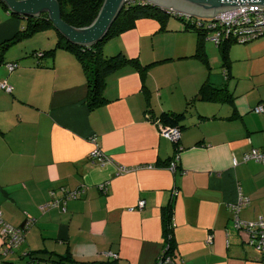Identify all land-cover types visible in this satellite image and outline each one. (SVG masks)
Segmentation results:
<instances>
[{
    "label": "crops",
    "instance_id": "obj_1",
    "mask_svg": "<svg viewBox=\"0 0 264 264\" xmlns=\"http://www.w3.org/2000/svg\"><path fill=\"white\" fill-rule=\"evenodd\" d=\"M23 22L0 4V81L12 86L0 90V213L12 226L32 219L14 253L1 254L0 233V264H23L20 255L36 250L155 264L168 245V207L175 264H264V252L231 225L240 198L248 200L240 220L264 216V165L242 159L251 148L264 153V41L232 42L225 56L208 41L197 50V32L179 18H138L104 44L105 55L133 62L105 76V100L93 105L73 52L33 54L60 35L6 43ZM204 84L231 98H204ZM165 112L183 114L177 140L162 132ZM94 148L109 161L94 162ZM74 189L75 198L50 204Z\"/></svg>",
    "mask_w": 264,
    "mask_h": 264
},
{
    "label": "trees",
    "instance_id": "obj_2",
    "mask_svg": "<svg viewBox=\"0 0 264 264\" xmlns=\"http://www.w3.org/2000/svg\"><path fill=\"white\" fill-rule=\"evenodd\" d=\"M60 5L61 18L68 24L74 27H84L89 25L94 18L96 17L99 8L102 5L103 0H57ZM0 4L7 9L6 5L0 0ZM165 12L160 6L147 1V0H134L133 2H127L118 16L115 18L106 34L101 40L90 45V46H80L76 45L65 38H63L58 32H56L60 37L63 38V41L57 40L49 47L44 48L39 51H34L35 57L40 58L43 54L48 53L52 54L55 49L62 48L73 52L76 57L81 61L87 75L88 81V100L91 104L97 105L104 102L105 98L102 95L103 84L105 81V76L116 69L118 66L126 63L133 62L132 59L125 57L122 54H115L112 56H107L103 53V47L106 41L112 36L130 29L133 27L135 21L141 17H156L164 18L167 16H173L183 20L190 28V30L196 31L198 35L197 39V50H202L204 45L203 33L191 28L193 24V19L198 18V16L181 14L179 12L168 10L165 8ZM15 17L22 19L23 26L22 28L14 34L6 43H13L22 38H30L33 35L39 34L42 30L46 28H53L50 21L48 20V15L46 13L41 14L39 17H23L20 14L11 13ZM200 18V17H199ZM204 18V17H201ZM232 43L231 40H225L218 47L221 49L222 53L226 56L227 48ZM0 50L2 47L0 46ZM1 60V59H0ZM38 64L41 61L37 60ZM137 64V61H135ZM2 63H0L1 65ZM206 84L201 88L202 96L206 99H217L221 101H226L231 98L230 92L226 88H215L210 87L205 88ZM183 114L181 113H163L160 117V121L169 127H178V123L182 120ZM167 215L165 216V225L163 228V234L166 238L167 249L166 254L170 252L173 245V235L172 227L167 223L171 207L167 208ZM20 246V245H19ZM18 246V247H19ZM15 248L12 253L17 249ZM2 254V253H1ZM10 254V253H9ZM21 260L24 263L35 264L39 261H50L55 264H117L114 260H102V261H76L67 256L62 255H53L50 253H45L40 250L30 251L25 255H20Z\"/></svg>",
    "mask_w": 264,
    "mask_h": 264
},
{
    "label": "built area",
    "instance_id": "obj_3",
    "mask_svg": "<svg viewBox=\"0 0 264 264\" xmlns=\"http://www.w3.org/2000/svg\"><path fill=\"white\" fill-rule=\"evenodd\" d=\"M162 9L169 13L165 8ZM168 10L175 11L172 8H168ZM179 13L182 14L183 12ZM193 21L191 28L202 32L204 41L211 42L214 45L219 46L227 39L232 42L248 43L264 35V5L263 7H257V5L240 6L218 12L213 17H198L193 19ZM14 66H16V63H9L6 65L8 69H12ZM0 90L10 93L12 91V86L5 81H0ZM254 109L255 112L262 111L261 106ZM162 132L171 140H177L180 135V131L177 127H163ZM89 156L94 162L101 165L109 161V159L104 156L98 148L92 149ZM242 159L244 161L255 160L264 165V153L256 148H251L245 152ZM236 163V159H233V164L235 165ZM170 167L173 169V164H171ZM99 188L104 192L106 190L104 184H101ZM79 191L80 189L64 190L62 200L55 199L50 204L58 205L61 201L65 202L66 200L75 198ZM54 194L55 191L50 192L51 196H54ZM247 203V199L240 198L236 204L231 206V212L233 213L231 218L232 228L235 229L237 233L244 231L246 237L243 238V241L247 245L253 246L264 252V216H259L254 221H242L238 217L240 207ZM142 204L143 202L140 201L138 206L141 207ZM47 205L48 204L41 205L39 208L43 210ZM0 224V233L3 243L2 255L5 256L12 253L13 250L23 242L25 234L32 224V219H26L20 226H12L1 218L0 213ZM211 241L212 236L209 235L207 237V243H211ZM113 256L116 257V255ZM155 264L175 263L168 253L166 254V252H162Z\"/></svg>",
    "mask_w": 264,
    "mask_h": 264
},
{
    "label": "water",
    "instance_id": "obj_4",
    "mask_svg": "<svg viewBox=\"0 0 264 264\" xmlns=\"http://www.w3.org/2000/svg\"><path fill=\"white\" fill-rule=\"evenodd\" d=\"M11 13L23 17H39L46 13L53 29L66 40L80 46H90L103 38L123 6L133 0H103L94 20L87 26L74 27L61 18L57 0H2ZM162 8L198 17H213L229 9L257 5L263 7L264 0H147Z\"/></svg>",
    "mask_w": 264,
    "mask_h": 264
},
{
    "label": "rangeland",
    "instance_id": "obj_5",
    "mask_svg": "<svg viewBox=\"0 0 264 264\" xmlns=\"http://www.w3.org/2000/svg\"><path fill=\"white\" fill-rule=\"evenodd\" d=\"M48 31H50V32H48ZM48 33H56L55 32V30L53 29V28H46V29H44V30H42L41 32H39V34L38 35H40V36H42V37H46L47 35H48ZM260 41H264V35L263 36H260L259 38H257V39H254L252 42H248V43H239V42H233V45L235 46V45H239V46H248V45H251V44H253V43H257V42H260ZM54 43V42H53ZM52 43V44H53ZM215 46H217V45H215ZM258 63H260V64H262V63H264V59H261Z\"/></svg>",
    "mask_w": 264,
    "mask_h": 264
}]
</instances>
